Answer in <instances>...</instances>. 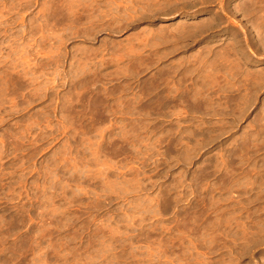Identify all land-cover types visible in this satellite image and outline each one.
Returning <instances> with one entry per match:
<instances>
[{
  "label": "rangeland",
  "instance_id": "374dc122",
  "mask_svg": "<svg viewBox=\"0 0 264 264\" xmlns=\"http://www.w3.org/2000/svg\"><path fill=\"white\" fill-rule=\"evenodd\" d=\"M0 264H264V0H0Z\"/></svg>",
  "mask_w": 264,
  "mask_h": 264
},
{
  "label": "bare ground",
  "instance_id": "6f19581e",
  "mask_svg": "<svg viewBox=\"0 0 264 264\" xmlns=\"http://www.w3.org/2000/svg\"><path fill=\"white\" fill-rule=\"evenodd\" d=\"M250 9V8H248ZM255 11V10H253ZM248 41V39H247ZM262 41V39L260 40ZM250 44V42H248ZM240 46L238 45L237 47L227 50L221 53V57H233V53L231 51H237ZM205 79V77H204ZM206 81V80H205ZM232 91V87H225L223 86L221 88V91L225 93V89ZM204 87L202 85L196 84L192 89L190 90H185V92L182 91L181 88H177L176 90L171 91V93L178 94L179 98L183 100V102L190 104V107L194 109V111H197L198 109L202 108V104H205L206 106L213 105L214 97H208L203 94ZM220 91V92H221ZM233 92V91H232ZM241 93V92H239ZM247 95L244 96H239V100H245ZM207 103V104H206Z\"/></svg>",
  "mask_w": 264,
  "mask_h": 264
}]
</instances>
